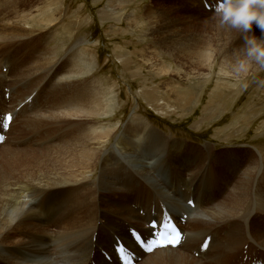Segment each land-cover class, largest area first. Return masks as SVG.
<instances>
[{"label": "bare ground", "instance_id": "6f19581e", "mask_svg": "<svg viewBox=\"0 0 264 264\" xmlns=\"http://www.w3.org/2000/svg\"><path fill=\"white\" fill-rule=\"evenodd\" d=\"M207 11L213 13L212 8ZM209 14H204L208 16L204 27L212 30L208 34L199 31V24H187L169 13L155 16L150 23L152 38L176 61L171 70L163 64L160 75L174 72L208 78L219 55L228 59L219 65L221 74L236 75L233 64L243 55V34L220 27ZM19 25L10 20L0 22V42L21 40L23 28ZM251 34L264 37L255 25ZM46 58L54 63V55ZM76 60L83 63L82 58ZM185 68L187 72L182 71ZM78 69L69 68L61 76L54 71L52 79L60 78L61 85V79L89 73ZM260 69L253 65L249 72ZM5 79L0 74V85H5ZM86 81H72L74 91L69 100L58 101L51 110L45 108L44 115L38 109L22 121L20 109L25 105L23 111L34 109L36 97L29 103L33 93L25 96L28 89L10 92V108L19 106V113H15L17 108L6 110V104L0 103V116L13 115L10 132L5 131L0 145V264H122L115 254L116 237L131 247L136 264H232L234 259L248 264L240 261L245 249V256L255 253L257 261L264 264V232L252 229L251 222L256 216H251V192L252 197L256 194L249 155L247 164L236 155L222 161L217 155L225 157L221 150L211 153L206 145L196 151L146 123L133 121L109 150L116 130L98 126L100 119L109 115L108 99L102 92L93 95L92 80ZM7 88L6 93L10 91ZM18 99L21 101L14 103ZM63 114L66 116L61 119ZM17 122L22 124L19 129L15 128ZM28 130L39 132L38 137L20 149L15 142ZM99 165V176L94 178ZM254 205L263 213L262 200L255 199ZM166 212L182 225L183 242L175 249L140 252L131 242L129 230L152 235L149 224Z\"/></svg>", "mask_w": 264, "mask_h": 264}, {"label": "rangeland", "instance_id": "374dc122", "mask_svg": "<svg viewBox=\"0 0 264 264\" xmlns=\"http://www.w3.org/2000/svg\"><path fill=\"white\" fill-rule=\"evenodd\" d=\"M203 1L0 0V22L7 24L10 20L23 28L20 32L23 34L22 41L11 37L17 42H0V74L7 75V68L12 71L5 76V85H0V103L6 104V110L17 108L15 113H19V106L14 107L13 104L10 108V100L7 101L8 98L3 95L7 87L9 92L28 89L25 96L37 95V101L32 103L35 110L23 114L22 121L38 109L42 110L39 114L44 115L45 108L51 110V106L55 107L58 101L69 100L74 91L72 81L92 80L91 93H104L110 108L109 115L101 118L102 122L97 125L116 130L108 143L109 150H112L125 126L133 121L135 124L146 123L196 151L206 145L211 147V153L221 150L225 157L217 155L222 161L236 155L237 160L247 164L249 155L251 181L255 182L253 192L256 194L252 197L251 192V216L256 214L251 220L254 223L252 229L264 232V211L261 213L259 206L254 205L255 199L264 202V68L255 73L249 72L244 77L224 76L219 65L225 64L228 59L219 55L217 65L208 78L174 72L159 74L163 66L176 68V61L154 41L150 23L160 12H165L187 24H199V31L203 30V33H212L211 29L204 27L208 17L204 14L211 13L209 16L213 19L217 1L205 0V4ZM206 7L212 8L213 13ZM53 55L54 63L46 58ZM81 58L83 63L76 60ZM126 60L130 63L124 64ZM75 67L89 73L73 79H61L64 85H59L60 78L55 76L52 79L54 71L61 76L62 71ZM22 102L25 103L24 100ZM65 116L63 114L61 119ZM19 122L15 125L17 129L22 125ZM37 133L24 131L20 135L21 140L15 142L17 147H26L34 137H38ZM256 170L261 172L257 176L253 175ZM99 172L100 165L94 178H98ZM242 174L236 177V182ZM247 251L240 253V261L245 262ZM251 259L257 260L258 256L251 253ZM231 263L238 264L236 259Z\"/></svg>", "mask_w": 264, "mask_h": 264}, {"label": "clouds", "instance_id": "9594fccd", "mask_svg": "<svg viewBox=\"0 0 264 264\" xmlns=\"http://www.w3.org/2000/svg\"><path fill=\"white\" fill-rule=\"evenodd\" d=\"M214 18L220 27L243 34V55L233 64V72L241 76L253 65L264 68V37L251 34L253 25L264 32V0H217Z\"/></svg>", "mask_w": 264, "mask_h": 264}, {"label": "snow or ice", "instance_id": "6c2138e0", "mask_svg": "<svg viewBox=\"0 0 264 264\" xmlns=\"http://www.w3.org/2000/svg\"><path fill=\"white\" fill-rule=\"evenodd\" d=\"M179 238H180V237H179V232H176L175 237H174L173 239H171L169 242H170V243H173V244L178 243ZM119 251H120L121 253L124 251V249H123L122 246H121V248L119 249Z\"/></svg>", "mask_w": 264, "mask_h": 264}]
</instances>
